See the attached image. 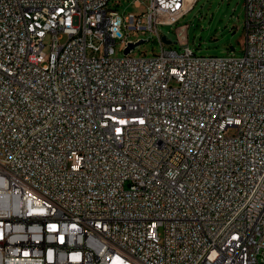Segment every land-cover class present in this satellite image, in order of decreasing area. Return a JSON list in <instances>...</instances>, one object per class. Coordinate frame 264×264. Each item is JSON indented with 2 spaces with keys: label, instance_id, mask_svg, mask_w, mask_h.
<instances>
[{
  "label": "built area",
  "instance_id": "built-area-1",
  "mask_svg": "<svg viewBox=\"0 0 264 264\" xmlns=\"http://www.w3.org/2000/svg\"><path fill=\"white\" fill-rule=\"evenodd\" d=\"M108 2L0 0V264H264V0L241 56Z\"/></svg>",
  "mask_w": 264,
  "mask_h": 264
},
{
  "label": "rangeland",
  "instance_id": "rangeland-1",
  "mask_svg": "<svg viewBox=\"0 0 264 264\" xmlns=\"http://www.w3.org/2000/svg\"><path fill=\"white\" fill-rule=\"evenodd\" d=\"M244 0H189L187 11L179 21L172 25H160L158 29L162 35L175 41L174 30L184 36L181 40H188L189 46L197 54L201 55H224L234 54L241 56L243 54V23H244ZM149 0H142L137 7L133 0H109L108 8L116 10L121 16L128 13L138 14L146 9ZM186 24L185 27H181ZM122 29L125 39L135 40L145 39L133 51L138 56L143 52L146 55H152L159 51V45L156 37L151 32L145 34L141 32H130ZM148 39V40H147ZM64 38H62V41ZM50 38L44 39V51L48 53ZM173 46H176L174 44ZM123 42L117 40L114 45V51L117 56L122 55ZM231 50V51H230Z\"/></svg>",
  "mask_w": 264,
  "mask_h": 264
},
{
  "label": "water",
  "instance_id": "water-1",
  "mask_svg": "<svg viewBox=\"0 0 264 264\" xmlns=\"http://www.w3.org/2000/svg\"><path fill=\"white\" fill-rule=\"evenodd\" d=\"M162 40L166 44H172V43H174V41H172L171 39L167 38L166 35H162ZM132 47H133V44H129V47L126 48L125 53H127L129 51V49L132 48Z\"/></svg>",
  "mask_w": 264,
  "mask_h": 264
},
{
  "label": "bare ground",
  "instance_id": "bare-ground-1",
  "mask_svg": "<svg viewBox=\"0 0 264 264\" xmlns=\"http://www.w3.org/2000/svg\"><path fill=\"white\" fill-rule=\"evenodd\" d=\"M189 2V0H187V3ZM183 28V27H182ZM181 37H184V36H181Z\"/></svg>",
  "mask_w": 264,
  "mask_h": 264
}]
</instances>
